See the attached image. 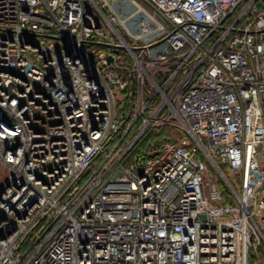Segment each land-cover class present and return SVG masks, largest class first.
<instances>
[{
  "label": "built area",
  "instance_id": "1",
  "mask_svg": "<svg viewBox=\"0 0 264 264\" xmlns=\"http://www.w3.org/2000/svg\"><path fill=\"white\" fill-rule=\"evenodd\" d=\"M0 165V264H257L264 0H0Z\"/></svg>",
  "mask_w": 264,
  "mask_h": 264
},
{
  "label": "trees",
  "instance_id": "2",
  "mask_svg": "<svg viewBox=\"0 0 264 264\" xmlns=\"http://www.w3.org/2000/svg\"><path fill=\"white\" fill-rule=\"evenodd\" d=\"M164 133L166 134L167 131H164V132L161 133V134H155V133H153L152 135H149V136L145 139L143 145L146 146V145H148L151 141H155V140L160 139V138L163 136ZM166 136H169V135H166ZM253 260L259 262L260 264H264V251L259 250V251H258V254H254V255H253Z\"/></svg>",
  "mask_w": 264,
  "mask_h": 264
},
{
  "label": "rangeland",
  "instance_id": "3",
  "mask_svg": "<svg viewBox=\"0 0 264 264\" xmlns=\"http://www.w3.org/2000/svg\"><path fill=\"white\" fill-rule=\"evenodd\" d=\"M0 168H2V166L0 165ZM3 177V176H2ZM1 177V178H2ZM4 177H5V175H4ZM1 180V179H0ZM2 182H4V180L2 181ZM259 250H262V251H264V245H260L259 246ZM256 254H258V253H256ZM255 262H257V261H255ZM257 264H260L259 262H257Z\"/></svg>",
  "mask_w": 264,
  "mask_h": 264
}]
</instances>
